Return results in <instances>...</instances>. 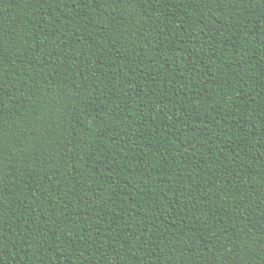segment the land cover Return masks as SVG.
Listing matches in <instances>:
<instances>
[{
  "label": "trees",
  "instance_id": "obj_1",
  "mask_svg": "<svg viewBox=\"0 0 264 264\" xmlns=\"http://www.w3.org/2000/svg\"><path fill=\"white\" fill-rule=\"evenodd\" d=\"M0 264H264V0H0Z\"/></svg>",
  "mask_w": 264,
  "mask_h": 264
}]
</instances>
